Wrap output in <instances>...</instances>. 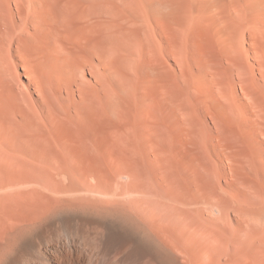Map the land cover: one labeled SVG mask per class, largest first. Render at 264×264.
Returning a JSON list of instances; mask_svg holds the SVG:
<instances>
[{"label":"bare ground","instance_id":"obj_1","mask_svg":"<svg viewBox=\"0 0 264 264\" xmlns=\"http://www.w3.org/2000/svg\"><path fill=\"white\" fill-rule=\"evenodd\" d=\"M0 264H264V0H0Z\"/></svg>","mask_w":264,"mask_h":264}]
</instances>
